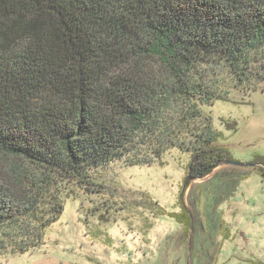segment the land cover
<instances>
[{
    "label": "trees",
    "instance_id": "trees-1",
    "mask_svg": "<svg viewBox=\"0 0 264 264\" xmlns=\"http://www.w3.org/2000/svg\"><path fill=\"white\" fill-rule=\"evenodd\" d=\"M260 87L264 0H0V256L39 248L115 162L178 148L184 191L236 162L205 107Z\"/></svg>",
    "mask_w": 264,
    "mask_h": 264
},
{
    "label": "rangeland",
    "instance_id": "rangeland-1",
    "mask_svg": "<svg viewBox=\"0 0 264 264\" xmlns=\"http://www.w3.org/2000/svg\"><path fill=\"white\" fill-rule=\"evenodd\" d=\"M205 110L236 162H264L262 87ZM189 161L174 148L152 165L113 163L102 192L68 198L39 248L0 264H264V173L224 163L184 191ZM184 208L189 230L171 214Z\"/></svg>",
    "mask_w": 264,
    "mask_h": 264
},
{
    "label": "water",
    "instance_id": "water-1",
    "mask_svg": "<svg viewBox=\"0 0 264 264\" xmlns=\"http://www.w3.org/2000/svg\"><path fill=\"white\" fill-rule=\"evenodd\" d=\"M234 164H238V165H244V166H257L259 163H251V162H234Z\"/></svg>",
    "mask_w": 264,
    "mask_h": 264
}]
</instances>
